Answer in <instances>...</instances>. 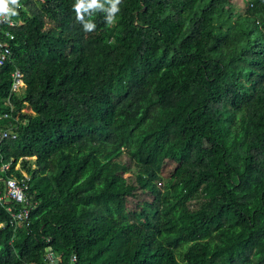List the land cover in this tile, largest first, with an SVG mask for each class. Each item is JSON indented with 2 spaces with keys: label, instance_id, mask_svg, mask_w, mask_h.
<instances>
[{
  "label": "trees",
  "instance_id": "16d2710c",
  "mask_svg": "<svg viewBox=\"0 0 264 264\" xmlns=\"http://www.w3.org/2000/svg\"><path fill=\"white\" fill-rule=\"evenodd\" d=\"M20 1L0 112L33 113L0 194L35 155V202L12 226L0 201V264H264V0H120L111 26L101 0L91 32L76 0Z\"/></svg>",
  "mask_w": 264,
  "mask_h": 264
},
{
  "label": "built area",
  "instance_id": "2783aa9c",
  "mask_svg": "<svg viewBox=\"0 0 264 264\" xmlns=\"http://www.w3.org/2000/svg\"><path fill=\"white\" fill-rule=\"evenodd\" d=\"M20 7L16 9L17 13L22 7L20 1ZM11 19L13 23L9 24L7 20ZM21 22V19L17 16L14 17H0V66L3 65L7 60L11 58V39L14 38V34L9 27H15ZM10 93L17 91L24 85V75L22 70L15 67L10 73ZM4 104L8 107L0 112V118L8 121L0 124V140L4 138H15L18 134V126L23 121L21 115L31 112V108L25 101L24 104L19 108L15 109L13 102L9 96L5 99ZM35 155H24L20 156L14 164V169L20 171L21 175L10 174L4 179L3 191L0 194V201L7 203L6 209L9 212L8 223L12 226H28L30 224V211L35 201H31L28 195V180L30 174L23 166L24 159H33ZM10 162H2L0 164V170L9 169ZM31 166L33 163L31 162ZM0 222V226H2ZM45 260L51 264L60 261V258L55 256L52 247L50 245L46 248ZM76 259L75 254L70 258L71 261Z\"/></svg>",
  "mask_w": 264,
  "mask_h": 264
},
{
  "label": "clouds",
  "instance_id": "9594fccd",
  "mask_svg": "<svg viewBox=\"0 0 264 264\" xmlns=\"http://www.w3.org/2000/svg\"><path fill=\"white\" fill-rule=\"evenodd\" d=\"M111 4L110 8H107V23L112 25L115 22L116 14L119 12L118 5L120 0H107ZM20 0H0V17H14L18 13L16 11L19 8ZM74 10L76 12V19L78 22L83 24L85 32H91L96 28L94 22L87 21L84 18V14L89 12V9H102L104 8V3L101 0H76L74 4ZM90 14V13H89ZM9 24L13 23L11 19L7 20Z\"/></svg>",
  "mask_w": 264,
  "mask_h": 264
},
{
  "label": "rangeland",
  "instance_id": "374dc122",
  "mask_svg": "<svg viewBox=\"0 0 264 264\" xmlns=\"http://www.w3.org/2000/svg\"><path fill=\"white\" fill-rule=\"evenodd\" d=\"M234 3L238 6V9L242 10L244 8L243 5V1L242 0H234ZM127 154L123 153L119 159H122L123 157H125ZM33 158H35V156H33ZM131 163H133V161H131ZM133 171L132 172H124L122 175L123 177L126 179L128 176H133L134 177V173H135V167L132 165ZM171 170V167H167L163 170V173H169ZM149 199H151L149 196H147ZM60 258V257H59ZM61 259V258H60ZM52 263V262H51ZM56 264H58V261L55 262Z\"/></svg>",
  "mask_w": 264,
  "mask_h": 264
},
{
  "label": "crops",
  "instance_id": "0c3cea01",
  "mask_svg": "<svg viewBox=\"0 0 264 264\" xmlns=\"http://www.w3.org/2000/svg\"><path fill=\"white\" fill-rule=\"evenodd\" d=\"M30 107V106H29ZM31 108V107H30ZM32 110V109H31ZM33 113V110L31 111Z\"/></svg>",
  "mask_w": 264,
  "mask_h": 264
}]
</instances>
